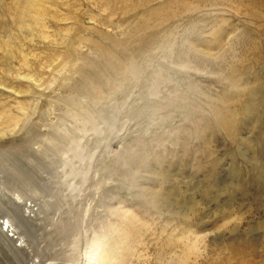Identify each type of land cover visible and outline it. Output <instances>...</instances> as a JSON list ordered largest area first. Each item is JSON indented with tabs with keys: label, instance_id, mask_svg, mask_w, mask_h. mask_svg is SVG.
Instances as JSON below:
<instances>
[{
	"label": "rangeland",
	"instance_id": "rangeland-1",
	"mask_svg": "<svg viewBox=\"0 0 264 264\" xmlns=\"http://www.w3.org/2000/svg\"><path fill=\"white\" fill-rule=\"evenodd\" d=\"M0 129V264H264V0H0Z\"/></svg>",
	"mask_w": 264,
	"mask_h": 264
},
{
	"label": "bare ground",
	"instance_id": "bare-ground-1",
	"mask_svg": "<svg viewBox=\"0 0 264 264\" xmlns=\"http://www.w3.org/2000/svg\"><path fill=\"white\" fill-rule=\"evenodd\" d=\"M32 3L29 4L30 7L32 6ZM37 8H39V7H37ZM40 14H41V12H40ZM97 45L99 46V45H102V44H97ZM102 47H103V45H102ZM99 49L102 52H105L104 55H107L109 58H110V56L112 57V52H109L108 50H105L104 48H101V47H99ZM85 82L87 84V92L90 93V94H94L96 92V88H95V86L93 84H91V80L86 78ZM79 114H80L79 112H76V116H78ZM234 116H235V114H232V117H234ZM102 124H105V123H102ZM99 127L102 130L103 126L99 125ZM6 132H13V131H12V129H0V134L6 133ZM3 135H5V134H3ZM70 169L71 168H69V171L64 170V173L67 174V175L69 173V174H71L70 176H73L74 174H76V175L78 174L76 169H74V168H72L71 170ZM84 179L87 180V178H84ZM1 201L3 202V200H0V202ZM12 202L10 203L11 205H13ZM8 206H10V205H8ZM8 206H7L8 212L6 213L5 216L4 215L2 216V217H7V218L5 220L3 219V221L0 223V228H1L0 242L3 243L5 246L10 247V248L20 249L26 243V242H24L25 241V236H23V235L19 236L18 235L19 233L18 234L16 233V231H15L16 230L15 229V225H16L15 221L16 222L18 221L16 219L18 218L19 215L17 216L13 212L12 208L8 207ZM7 208H5L6 209L5 211H7ZM14 214H15V216H14ZM122 215H123L124 219H126V220L129 217V214H128V216H126L125 214H122ZM12 221L14 222L15 225L12 223ZM106 224H108V221H107ZM121 240H122L121 239V234H120V241H119V238L118 239H114V240L113 239H109V237L105 234V230L102 231V229H101V231L100 230L99 231H94V233L92 234V237H91L92 252H91V254H89V257H87L85 264H118ZM12 242H13V244H12Z\"/></svg>",
	"mask_w": 264,
	"mask_h": 264
}]
</instances>
